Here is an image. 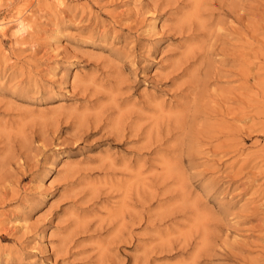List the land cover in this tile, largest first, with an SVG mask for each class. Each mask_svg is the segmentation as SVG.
<instances>
[{
	"label": "rangeland",
	"instance_id": "1",
	"mask_svg": "<svg viewBox=\"0 0 264 264\" xmlns=\"http://www.w3.org/2000/svg\"><path fill=\"white\" fill-rule=\"evenodd\" d=\"M0 25V264H264V0Z\"/></svg>",
	"mask_w": 264,
	"mask_h": 264
},
{
	"label": "bare ground",
	"instance_id": "2",
	"mask_svg": "<svg viewBox=\"0 0 264 264\" xmlns=\"http://www.w3.org/2000/svg\"><path fill=\"white\" fill-rule=\"evenodd\" d=\"M1 26V25H0ZM205 27V26H204ZM2 28V27H1ZM0 28V29H1ZM19 30H21V31H23L24 30V25L22 24V22H21V24L19 25V28H18ZM111 134V133H110ZM113 137H114V135H113Z\"/></svg>",
	"mask_w": 264,
	"mask_h": 264
}]
</instances>
